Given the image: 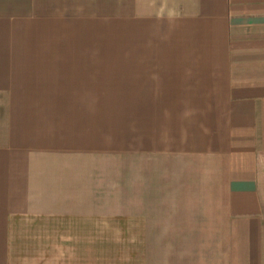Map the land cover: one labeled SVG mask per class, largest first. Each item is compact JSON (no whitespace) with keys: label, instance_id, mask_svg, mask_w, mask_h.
<instances>
[{"label":"crops","instance_id":"1","mask_svg":"<svg viewBox=\"0 0 264 264\" xmlns=\"http://www.w3.org/2000/svg\"><path fill=\"white\" fill-rule=\"evenodd\" d=\"M0 264H264V0H0Z\"/></svg>","mask_w":264,"mask_h":264}]
</instances>
